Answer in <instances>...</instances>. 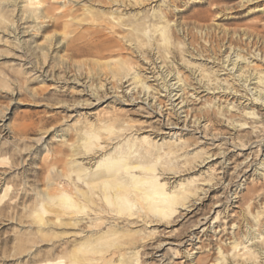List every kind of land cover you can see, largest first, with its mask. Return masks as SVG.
<instances>
[{
	"label": "rangeland",
	"instance_id": "obj_1",
	"mask_svg": "<svg viewBox=\"0 0 264 264\" xmlns=\"http://www.w3.org/2000/svg\"><path fill=\"white\" fill-rule=\"evenodd\" d=\"M168 5V20L181 22L184 29L176 32V37L182 43L181 48L179 50L170 48L171 53L169 51L168 59L164 62L161 58L156 59L158 56L155 55V50H151L150 45H144L142 41L141 45L126 41L123 36L127 35V31H123L118 26L111 29L109 25L111 19L106 16L111 11L109 5L95 7L92 14H83L81 10H78L74 14L76 16L74 21L59 19V14L54 11V19L57 23L55 27H45L42 30L36 26L30 33V35H34L33 40L37 43L46 45L44 36H51L48 44L49 42L52 46L54 44V49L51 48L52 53H49L51 55L48 54L46 58L43 56L37 62L38 67H42L41 65L44 63L45 71H48L47 78L40 76L39 79L37 78L39 73L32 75L34 73H31L30 69L19 71L20 65L24 63L18 57L21 54L11 43V38L7 36L6 30L2 32L4 28L0 25V30H2L0 32V40L2 39L0 41V158L3 159H0V191L4 184L11 186L9 196L0 202V264L23 263L27 258H19V256L26 254L24 251L27 252L29 247H33L29 260L36 262L57 260L66 256L63 247L66 238L63 237H67V235L59 234L61 239H53L51 242L56 243L53 248H51L48 236L42 237L41 240H38L36 236L33 237L32 231L25 229V225L21 223L24 220L22 205L29 204L33 189L45 188L48 174L67 170L70 161L69 154L75 142L71 125L77 118L75 117L77 112L84 114L83 118L89 122L92 120L88 113L96 112L100 116L101 123L104 124H110L107 117L115 114L114 131L127 120H130L133 126L142 127V129L146 127L144 121L148 120L146 119L150 112L148 108L141 103L129 105L130 95L136 96L138 93L137 88L132 90L134 84L127 86L132 83L131 80L125 83L132 76L127 68L129 64L132 65L131 67H135L141 75L148 77V84L156 87L157 91L153 92V95L156 100L166 103L163 110H165L164 113L169 112L172 121L175 122L178 115L181 120L184 119L186 113H181V111L189 109L187 111L189 119L199 123L200 132L208 134L214 130L217 134L224 135L226 139L230 134H239L244 142L253 143L250 146L247 145V149L240 152L231 148L228 145L229 142L219 139L214 142L201 139V142L206 145H200V147H196L199 145H193L192 139H188V143L192 144L191 151L182 150L188 156L177 158L180 161L173 159L171 165L182 176L176 179L168 174L169 171L163 170L161 171L164 173L162 177L168 179V183L172 185L179 179H195L194 184L198 187L195 197L198 195L202 197L204 191L214 184L213 188H217L218 194L228 190L230 193L227 199H230L229 202H234L235 208L232 210L236 212L228 226L237 223L241 225L240 228L243 232L247 231L245 223L248 216L250 222L253 225L256 224L247 214V204L242 200L243 197L253 194L250 192L247 195V188L257 186L261 189L262 198L260 201L253 194L255 208H252L251 211L255 214L260 210L264 214V107H260V101H254V97L263 94V91H261V84L252 79L260 71L264 74V59H262L264 58V0L249 2L246 0H169ZM52 7L56 8L57 6L53 5ZM148 9L149 7H144L142 11L146 12ZM1 12L7 19L13 17L6 9H1ZM9 14L10 16H8ZM233 32L240 35L247 32L248 36L247 49L243 51L242 55H245L246 52V63L249 65L240 62V65L245 68L241 69L242 72L237 70L236 73H234L235 70L228 71L231 66L221 65V62L215 60L219 54H217V46L225 43ZM240 46L242 49L244 44L241 43ZM223 50L224 47L221 52L223 55H219L224 57L226 54ZM214 53L217 54L216 57ZM218 59H222V57ZM115 60H118L120 66L115 68L118 71L116 70L115 75H112L106 65L109 63L114 66ZM172 61L173 63H171ZM24 67L26 68V65ZM152 67L151 72H155L154 77L150 72ZM154 67L158 68L154 70ZM168 72L171 73L166 78L169 84L176 83L173 75L175 72H179L186 79L187 86L185 87L189 85L183 94L177 92L178 89L173 92V94L178 93L176 97H170L174 104L182 99L184 102L174 110L168 100V92L160 89L163 84L162 80H159L160 75ZM78 80L85 81L86 86H89L91 97L79 92L81 88L76 85ZM109 85H115L118 89L117 92L107 90ZM216 86L219 89L213 91ZM56 87L58 88L56 89ZM97 87H100L99 90ZM226 87L230 90L223 92ZM124 91L127 93L124 94ZM187 92L188 94H186ZM178 97L181 98L176 100ZM96 99L99 102L106 100V103H96ZM104 106L106 107L103 108ZM231 106L233 108L226 115L233 116L235 122L247 120L246 122L250 123L248 127L252 125L255 129L239 130L226 122V116L220 114H224L225 110L230 109ZM219 107L221 110L217 115ZM245 112L259 113L255 117L257 120L252 119V116L245 117ZM86 120L83 119L80 123ZM205 120L209 121L207 127H203ZM192 129L194 128L191 127L189 130ZM152 132L156 133V130ZM99 134L101 140L105 141L107 131H100ZM200 135L202 134H196V136ZM112 136L115 135L112 134ZM188 136L191 135L188 133L183 138H188ZM164 141H168V138H164ZM218 149H221V153H218L216 157H212L202 164L199 163L201 157H204L203 154L206 152L216 153ZM196 151L200 153L198 156L193 155ZM248 155L249 158L236 170V175H229L234 164L240 163ZM221 160L225 161L224 166L217 164ZM160 167H158L159 170ZM222 167H224V171H228L227 175L222 172ZM210 169L213 170L212 174ZM221 177L222 179H220ZM57 179L61 183L67 182L65 177L57 176ZM227 180H230V186L225 187ZM222 183L224 184L222 185ZM235 189L239 192L238 196L241 197L234 198L231 195ZM213 194L215 193L210 194V197ZM223 196L224 201L226 195ZM210 204L209 199L202 200L197 206V214L201 215L205 212ZM214 217L215 214L212 211L208 223L204 227H207ZM185 220L186 218L178 226H174L177 229L175 239L183 231H186L189 221L184 223ZM256 228H253L252 231ZM130 229L138 230L136 234L130 235L132 239L145 236V232L140 227H131ZM199 230L201 231L202 228L197 231ZM57 232L60 233L59 230ZM146 236L148 243L155 242L159 238L156 235ZM215 240L216 237L203 241L201 249H196L200 243L190 246L191 252L193 251L194 254L188 260L182 253L175 254L174 250L169 254V259L174 263L189 264L190 260L195 257L194 261L201 258L203 260L201 264H207L215 255V243H217ZM173 256L176 258L174 259ZM142 264L158 263L155 262V259L144 258ZM256 264H264V258L258 260Z\"/></svg>",
	"mask_w": 264,
	"mask_h": 264
},
{
	"label": "bare ground",
	"instance_id": "obj_2",
	"mask_svg": "<svg viewBox=\"0 0 264 264\" xmlns=\"http://www.w3.org/2000/svg\"><path fill=\"white\" fill-rule=\"evenodd\" d=\"M168 4L169 0H0V25L4 28L0 32L6 30L7 36L11 38V43L17 48V52L21 54L18 57L24 63L20 65L19 71L30 69V72L34 73L32 75L39 73L38 79L40 76L47 78L48 71H45L44 63H42V67H38L37 62L43 56L46 58L54 44L53 46L50 42L48 44L51 36H44V40L48 45H42L34 41V35H30L32 29L36 26L42 30L45 27H55L57 23L54 19V11L59 14V19L74 21L76 19L74 14L78 10H81L83 14H92L95 7L100 8L103 5H109L111 11L106 16L111 19V22L109 21L111 29L118 26L123 31H127V35L123 36L126 41L138 44L142 41V44L150 45L151 50H155V55L158 56L156 59L161 58L164 62L168 59L170 48L171 50L181 48L182 43L176 37V32L184 29L181 22L168 20ZM53 5L57 7L54 8ZM144 7H149V9L143 12ZM173 7L175 6L173 5ZM1 9L8 10L13 17L7 19ZM178 11L181 10L178 9ZM247 39V32H243L242 35L233 32L231 36H228L225 43L217 46V54H222V48L224 47L223 52L226 55L223 57L218 54V57H216L215 52V60L221 62V65L231 66L228 71L235 70L234 73H236L238 70L240 72L242 68H245V66L240 65V62L249 65V63H246V52L245 55H242L243 51L247 49ZM241 43L244 44L242 49L240 48ZM219 57H222V59H218ZM119 64L118 60H115L114 66L108 63L106 68L112 75H115L117 70L115 68ZM121 66L124 65L121 64ZM131 66L130 64L128 67L126 66L132 76L125 83L131 80L132 83L127 86L134 84L132 90L134 91L137 88L138 93L136 96L130 95L129 105L133 106L141 103L148 108L150 111L146 118L148 120L144 121L146 127L142 129V127L133 126L130 120H127L114 131L115 114L107 117L110 124H104L101 123L100 116L96 112L88 113L91 122L83 118L84 114L76 113L75 117L77 118L71 125L75 142L69 154L70 161L67 170L48 174L45 188L33 189L29 204L22 205L24 220L21 223L25 225V229L32 231L33 237L36 236L38 240H41L42 237L48 236L50 238L48 240L51 242L56 238L61 239L60 235H67V237H63L66 238L63 246L66 256L57 260L36 262L29 260L33 248L29 247L27 252L24 251L26 254L23 253L24 255L19 256V258L25 257L27 259L18 264H142L144 258L155 259L158 264H182V262L174 263L169 259L172 250L176 252H174L175 254H184L185 259L188 260L194 254L193 251L191 252L192 248L190 246L200 243V246L196 249H201L203 241L212 240L214 237H216L215 241L217 242L215 243V255L207 264H256L258 260L264 258V214L260 210L255 214L251 211L252 208H255L253 206V194L256 195L255 197L259 201L262 198L259 187L247 188V195L250 192L253 194L242 198L247 204V214L252 217L253 223H256L253 225L248 216L245 223L247 231L243 232L240 228L241 225L237 223L228 226L236 213L232 210V208H235L234 202H229L230 199H227L230 193L228 190L218 194L217 188H213L215 187L214 184V186L212 185L204 191L202 197L199 195L195 197L198 190V187L194 184L195 179H179L172 185L168 183V179L162 177L164 173L161 172L167 170L169 171L168 174L176 179L182 176L171 165L173 159L180 161L177 158L188 156V154L182 152L183 149L191 151L190 146L192 144L188 143V139H192L193 145H199L196 147L206 145L201 142V139L211 140V142L219 139L229 142L228 145L231 148L240 152L246 150L247 145L250 146L253 143L244 142L239 134H230L229 138L226 139L224 135H219L214 130L208 134L200 132L199 123L189 119L190 116L187 114L189 109L181 111V113H186L184 119L181 120L178 115L176 121H172L169 112L164 113L163 108L166 107V103L156 100L153 95V92L157 91L156 87L148 84V77H144L136 71L135 67ZM156 68L158 67H154V70ZM152 70L153 67L150 72ZM255 70L257 69L255 68ZM151 74L154 77L155 72L153 71ZM170 74V72L164 75L161 74L159 80L163 82L160 89L168 92L167 97L174 110L184 102L182 99L174 104L170 97L177 96L178 93L173 94L177 89V92L183 94L189 85L185 87L187 86L186 79L179 72H175L173 75L176 83L169 84L166 78ZM252 79L262 86L261 91H263V94L256 95L254 101H260V107L263 108V72L256 73ZM78 82L80 83L78 84ZM176 84H178L177 87L173 88ZM76 85L81 88L80 93L91 97V94H89L91 91L88 89L89 86H86L85 81L78 80ZM100 87H97L98 90ZM227 87L223 92L230 90ZM61 88L63 89V87ZM116 88L115 85H111L106 89L116 93V90H118ZM215 89L219 88L216 86L213 91ZM207 90H210V88H207ZM230 92L229 94H231ZM123 93L126 94L127 92L124 91ZM180 98L178 97L176 100ZM105 101L95 100L96 103H104ZM232 108L233 106L225 110L224 114H220L226 116V122L239 130L255 129L252 125L248 127L250 123H247V120L235 122L233 116L226 115ZM220 110L219 107L217 115H219ZM244 115L256 119L255 117L259 113L245 112ZM82 118L86 121L80 123L83 120ZM208 125L209 121L205 120L203 127ZM191 127L194 129L189 130ZM104 130L107 131V137L105 141H102L99 132ZM154 130H156V133L152 132ZM188 133L191 136L183 138ZM112 134L115 136L111 137ZM196 134L202 135L196 136ZM208 136L210 138L207 139ZM164 138H168V141H164ZM218 153H221V149H218L216 153L206 152L199 163L202 164L206 160L216 157ZM199 154L196 151L193 155L198 156ZM248 158L249 155L240 163H235L229 175H236V170ZM4 159L7 160V158ZM83 161L85 162L83 163ZM217 164L224 166L225 161L221 160ZM158 167L161 169L159 170ZM223 168H221L222 172L227 175L228 171H224ZM211 171L213 170L210 169L212 174ZM57 176L67 178V182L61 183ZM229 182L230 180H227L224 186H230ZM10 187L8 184L2 186L0 202L9 196ZM212 193L215 194L210 197ZM238 194L239 192L235 189L231 195L234 198L241 197ZM222 195H226L224 201ZM206 198L211 201V204L205 212L198 215L197 206ZM228 203L230 204L228 205ZM212 211L215 217L207 227H204L207 225ZM190 214L192 215L188 217ZM185 218L184 223L189 221L187 229L175 239L177 229L174 226H178ZM253 226L257 228L252 231L255 228ZM131 227H140L145 232V236L137 239L130 238L131 234L138 232V230H131ZM200 228L202 230L197 231ZM148 229L150 230L147 231ZM58 230L60 233L57 232ZM29 235L31 236V234ZM146 235H156L159 238L155 242L148 243ZM195 241L197 242L194 243ZM52 242L50 243L51 248L56 244ZM173 258L175 259L176 256H173ZM194 258L190 260L189 264H201L203 262L201 258L196 261H194Z\"/></svg>",
	"mask_w": 264,
	"mask_h": 264
}]
</instances>
